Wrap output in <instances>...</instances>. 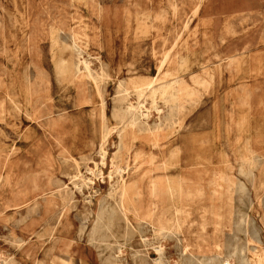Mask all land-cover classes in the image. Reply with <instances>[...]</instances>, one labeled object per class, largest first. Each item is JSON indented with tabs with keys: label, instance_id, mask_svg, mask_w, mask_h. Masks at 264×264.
Wrapping results in <instances>:
<instances>
[{
	"label": "rangeland",
	"instance_id": "374dc122",
	"mask_svg": "<svg viewBox=\"0 0 264 264\" xmlns=\"http://www.w3.org/2000/svg\"><path fill=\"white\" fill-rule=\"evenodd\" d=\"M201 2L197 14L191 16V21L188 22L190 24H187V27L184 28V21L186 17L192 14V8L197 0H195V3L194 0H0V87L12 95L19 106L16 109L9 104L0 109V148H10L13 145L19 146L21 136L24 134L31 135L32 144L34 145L29 153L15 154L11 157V162L17 167L16 187L12 188V195L7 196L6 203L8 202L7 204L10 206L17 204V206L9 208L0 216L2 219L0 233L5 236L6 240H12L13 238L12 234L8 232L9 229L22 231L31 221L39 220L41 211L45 207V203L40 205L39 209L41 211L37 210L39 215L37 211L30 212L28 210V203L30 204L31 201L29 189L31 188L32 173L39 170L29 166L28 162H32L37 156L52 155L58 168L55 177L60 179L58 185L62 184L61 188L72 187L71 180L74 179L73 175L78 171H81L84 176H88L85 171V159L90 151L88 144L91 138L90 134L102 122L92 110V103H90L91 105H81L83 99L99 101V98L95 93L97 92L96 85L78 79V73L75 72L76 67L74 68L73 65V56H78V53L75 54L77 49H74L73 42L76 45L80 43L78 49L83 56L87 55L86 52L91 54L99 88L110 107L106 124L112 127L118 124V121L113 119L110 114L112 105L116 104L112 102L113 94L116 91V83L115 81L111 83L108 77L103 79L96 53L102 48V52L110 62V66L108 65L105 70L111 77L121 78L122 74L130 68H136V72L149 75L156 68L159 52L164 47L163 43L173 41L179 33V35L181 34L179 44L186 41L190 47L193 46V52L197 56L203 48L204 37L208 49L214 53L225 56L226 54L245 52L238 56L241 59V72H239L241 80L237 78L238 71L236 69L228 70V65L223 63L220 68L218 64L210 65V71L214 78L208 89L197 86L192 80L188 79L187 81L188 86H191L190 88L197 94V99L194 100L195 102L190 103L185 111L182 128L177 133V144L182 142L185 137L204 140L203 154L209 159L208 162L211 161V164L209 162L211 172L204 178L206 187L202 191V195L188 201L184 211L177 213L178 218L182 221V227L180 229L174 228L173 237L171 238V235L163 240L165 255L163 254L164 258L161 264H200L202 262V264H222L225 261V264H247L246 260H250L252 264H255L251 259L253 256L254 258L264 256V177H262L264 175V0H202ZM173 4L175 5L174 8ZM157 15L162 18L158 19ZM160 20L163 22H158ZM140 28L142 31H140ZM73 33L74 37L80 38H82L83 33H86L90 38L89 49L84 48L81 39H74L72 37ZM164 37H166L165 40ZM221 38L222 40H220ZM94 53L96 55L95 59L93 57ZM184 53L185 51L182 52L183 55L186 54ZM258 54L259 56H257ZM194 71L198 73L197 68ZM100 77L102 78L100 79ZM58 80L63 81L65 85L68 84L67 87L58 86ZM46 81L51 89L52 102L55 105L69 101L73 97V99L75 98L74 101L77 102V107L68 108V113L61 112L62 115L58 117L52 102H44V97L41 96L46 89ZM25 83L35 85L33 87L35 95L32 100L34 101L33 109L31 110L27 108V104L19 95L18 88ZM79 90L83 92L78 93ZM106 91H108V95ZM77 93L78 95H76ZM2 100L3 97L0 93V103H2ZM130 100L135 101L134 97H131ZM217 101H223L220 106L221 115L214 109ZM241 107H246L249 110L251 136L246 137V134H244L242 145L237 147L233 145L236 138L235 132L232 129L227 130V120L232 109L236 110ZM34 110L43 114L39 125H37V121L28 120L27 118L26 113ZM46 113H49L48 116H46ZM55 119H59L60 126L56 129L49 128L51 122ZM5 122L7 123L5 124ZM113 135L115 134L113 133ZM114 138H111V140L117 141ZM166 146L167 144H165ZM127 147L129 148L128 152L120 149L116 150V148L111 150V153L116 151L117 156L120 157L117 166H122L126 162L127 164L130 163L131 168L128 175L125 176L126 180L128 182L135 180L134 182H140L141 185L146 186L148 179L143 176L142 170L135 167L133 158L138 152H150L151 150L143 144L131 143L129 140H127ZM249 154L256 156L252 172L250 167L245 164V158H240ZM126 157L128 160L124 159ZM3 172L5 173V169L0 168V173ZM218 173L223 174V177L230 181L227 182L223 179L219 182L215 180L214 177L218 176ZM120 177V175L113 173L110 180L104 179L102 181V179H99L95 181L91 188H83L81 192L74 191L67 212L62 219L60 218V222L56 223V237L53 239L46 237L44 239L40 249H38L39 256H42L44 250L54 241L70 242V250H75L82 245H90L91 238L94 235L98 247V250H95L103 257H111L110 255L114 253V248L119 242L123 245L121 256L127 258L130 263L135 253L136 256L141 255V257L144 256L147 259L143 260L144 264H158L153 262L158 257L157 253L150 250V246H145L140 239V235L143 234L151 240L153 238L152 231L146 229L143 231L144 233H138L136 230L131 229L125 237L124 231L128 227L121 219L115 205V200L118 199L119 184L122 181ZM39 186V189L44 187L43 181L39 182ZM23 200L29 202L25 203ZM100 200H102V203ZM147 203L148 195L142 194L138 200L139 206L141 205L140 207L143 209L147 206ZM59 208V204L53 203L45 211L44 219L47 224L56 221ZM108 210L110 213H107ZM172 212L169 211L168 214L171 219L175 218L176 215L175 212ZM104 213L106 214L105 217L111 214L115 218V220L110 219L112 223L109 220L111 224L107 225L108 228L100 225L99 222ZM130 219L131 223L136 226L135 216L131 215ZM98 223L99 225L96 226ZM82 227L84 230H82ZM78 230L79 232H77ZM101 234L104 236H101ZM241 243L245 246L241 247ZM107 245L109 246L108 249ZM182 246L183 249L181 250ZM251 247L254 248V252ZM147 249L149 255L145 254ZM182 251L184 254L181 253ZM54 254L60 256L61 253L56 249ZM108 254L110 255L108 256ZM210 254L216 258H210L212 257ZM202 255H204L203 260L201 259ZM81 263L92 264L88 246L83 249Z\"/></svg>",
	"mask_w": 264,
	"mask_h": 264
},
{
	"label": "bare ground",
	"instance_id": "6f19581e",
	"mask_svg": "<svg viewBox=\"0 0 264 264\" xmlns=\"http://www.w3.org/2000/svg\"><path fill=\"white\" fill-rule=\"evenodd\" d=\"M201 1L202 0H197V3L192 8V14L190 16L186 17V20L184 21V28H186L188 22L191 21V16L197 14V11L201 7V3H202ZM194 3H195V0H194ZM174 7H175V5L173 4V8ZM184 12H185V10H184ZM157 16H158L157 17L158 19L162 18V17H160V15H157ZM227 20H228V18H227ZM158 22L162 23L163 21L160 20ZM224 25H221V26H224ZM227 26H226V28H227ZM196 29H197V27H196ZM204 29H206V28L204 27ZM143 30H144V28H143ZM140 31H142L141 28H140ZM195 32H197V31H195ZM239 34H240V32H239ZM74 36L75 35L73 33L72 37H74ZM81 36H82V38L74 37V39H76V38L81 39L83 44H84V48L89 49L90 38L87 36L86 33L85 34L83 33ZM180 36H181V34L179 35V33H177V35L173 39V41L163 43L164 47L159 52V58L157 61L156 68L149 75H144L140 72H136L135 71V70H137L136 68H130L126 72H124L125 75L122 74L123 76L121 78L111 77V75L107 72V70H105V68L108 67V65L110 66V62H109L107 56L102 52V50H101L102 48L99 49L98 53H96L97 58H99V62H100L99 66L101 68V72L103 73V76H102L103 79H104V77L105 78L108 77L111 83L113 81H115V83H116V86H115L116 91L112 97V102H114L116 104L112 105V107H111L112 109L110 111L111 112L110 114H111L113 119L118 121V124L116 126H112V127L108 126L106 124L107 113H108V109L110 107L108 106V102L104 98V94H102V91L99 88L97 74L95 72V69L93 68V62L91 61V54H90V52H86L87 55L83 56L81 51L78 49V46L80 43L78 45H76L75 42H73L74 43L73 44L74 49L75 50L77 49L76 51L74 50L76 52L75 54L78 53L77 54L78 56H76V55L73 56V65H74V68L76 67L75 72L78 73V74L76 73L78 75V79H80V81L90 82V83H92V85L93 84L96 85V89H97L96 91L97 92H95V93H97V97L99 98V101H93L91 99H83L81 101V105H87V104L91 105L90 103H92V107H93L92 110L95 112V114H97L99 116V118L101 119V122H102L100 124V126L96 130H94L92 134H90L91 138H90V141L88 142V144L90 146V151H89V154L87 155V157L85 159V161H86L85 171L88 173V176L87 175L84 176V174H82L81 171H78L75 175H73L74 179L71 180L72 187L61 188L62 184L60 186L58 185V183L60 182V179H57V177H55V174L57 173L58 168H57V165L55 162V158L52 155H50V154L45 155V157L43 155L37 156L35 158V160H33L32 162H28L29 166H31L33 168H37L39 170L33 171V173H32V179H31V183H30L31 188L29 189L30 195H31L30 204L28 203L29 201L27 202V200H25V201L23 200V201L25 203L26 202L28 203V205H29L28 210H30V212H32V211L36 212L39 209L40 205H42L43 203H45V207H44L43 211H41L39 209L41 211V216L39 217V220L31 221L27 226L24 227V229H22V231L21 230L17 231L15 229H9L8 228L9 229L8 232L10 234H12V236H13L12 240H6L5 236L0 233V264H82L81 261H82V257H83V249L85 248V246H88V249L90 251L92 264H144L143 260H145L146 258H144V256L141 257V255L136 256L135 253H134L133 257L131 256L132 257L131 263L127 260V258L122 257L121 253H122L123 245L120 244L119 242H117V246L114 248V250H115L114 253L112 255L108 254V256L110 255L111 257H105V256L103 257L102 254L100 255V253L95 250V249L98 250V247L95 243L94 235L91 238L90 245H82L80 248H77L75 250H70V242L54 241L53 244H49L47 249L44 250L42 256H39V254H38V249H40V247H41V245L44 242V239L46 237L51 238V239L56 237L55 236V233L57 232V228H56L57 224L56 223H58V221L60 222V220L64 217L65 213L67 212L68 205L70 204V201H72V199H73V192L76 190L81 192L83 190V188H85V189L91 188V186L94 185L95 181L99 180V179H102V181L104 179L110 180L111 175L113 173L114 174L116 173L118 176L120 175L121 176L120 178L122 180L119 184L120 186H119V192H118V199L115 200V203H116L115 205L117 207L116 210L119 213L121 219L123 220V222L128 227V229H125V231H124L125 237H127L128 233L131 229H133L134 231L136 230L138 233H144L143 231L146 229L152 231V237L153 238L151 240L147 239L143 234L140 235V239L145 246L146 245L150 246V250L157 253L158 257L155 260H153V262L158 263V264H161L163 262V258H164L163 257L164 247L162 244L163 240L168 238L172 234H174L173 233L174 228L180 229L182 227V221L178 218L177 213H182L184 211L186 203L188 201H190L191 199H194V198H198L202 195V191L206 187L205 183H204V180H205L204 178L207 174H209L211 172L210 166H209V162L211 164V161L208 162L209 159H207L203 154L204 140H200V139H197L195 137H188V138L185 137V138H183L182 142H179L177 144V141H178L177 140V133L182 128V125H183L182 120H183V116L185 114V111H186L188 105L197 99V94L195 93V91L192 88H190L191 86L190 87L188 86L187 81H188V79L192 80V82H194L197 86L208 89V87H210L212 85V81L214 78V75H212V73L210 71V65L211 64H218V66L220 68L221 64H223V63H226V65H228V70L229 69H232V70L236 69L238 71V76L237 75L236 76H237V78H240L239 72H241V59L238 56H240L242 53L245 52V51H241V52H237V53L226 54L225 56L214 53L208 49L209 47H208V44L206 43V39L204 37L203 38L204 41L202 43L203 48H202L199 56H197V54L195 55L193 52V49H192L193 46L190 47V45L186 41L179 44V41L181 38ZM140 37H141V35H140ZM83 38H85V39L83 40ZM165 38L166 37H164V40H165ZM185 39H187V38L185 37ZM220 40H222V38ZM260 43H262V42H260ZM70 48H72V47H70ZM184 51L186 53V54L184 53L185 55L182 54V52H184ZM154 53L156 54L157 52H154ZM96 55H95V53L93 54L94 59L96 58ZM257 56H259V54ZM69 58H70V55H69ZM68 68H69V66H68ZM195 68L198 69V73H196V71H194ZM255 69H257V68H255ZM229 73H230V71H229ZM43 75H44V73H43ZM64 75H65V73H64ZM102 77H100V79ZM244 77H242V78H244ZM240 80H241V78H240ZM100 82H102V81H100ZM38 84H39V82H38ZM45 85H46V89L43 92V95H41L42 97H44L43 101L44 102H52L51 89L49 88L47 81H46ZM67 85H65L63 83V81L58 80V86L67 87ZM84 85H85V83H84ZM34 86L31 84L25 83V84H22L18 88L19 95L24 100V103L27 104L26 105V106H28L27 108H29L30 110L33 109L32 105H33L34 101H32V100H33V97L35 96L34 95V88H33ZM85 88H86V86H85ZM80 91H82V90H79L78 93H80ZM35 92H37V91L35 90ZM107 92L108 91H106V94H107ZM0 93L2 94V97H3L2 103H0V109L4 108V105L8 106L9 104H10V106L15 107L16 109L19 108V106L15 102L13 96L8 94V92L5 89L3 90L0 87ZM78 93L76 95H78ZM39 94H37V95H39ZM19 95H17V96H19ZM14 97H16V96H14ZM131 97H134L135 101L133 100V102H132L130 100ZM74 99L72 97L71 100L60 102V103H57L56 105L52 102L54 108L56 109V111L58 113V117H60L62 115L61 112H67L68 108L77 107V105H76L77 102H75ZM243 99H246V98H243ZM223 101H224V99H223ZM94 102H96L97 105ZM222 102L217 101L216 105H214V109L216 110V112H219V114H220V106H221ZM21 104H22V102H21ZM21 106H23V105H21ZM39 106H40V103H39ZM242 106H243V104H242ZM84 107H87V106H84ZM22 108H20V109H22ZM5 112H6V109H5ZM212 112H214V111H212ZM225 112H226V110H225ZM80 113H81V111H80ZM48 114L49 113H46V116H48ZM8 115H9V113H8ZM26 115H27L28 120L30 119V120L37 121V125L40 124V119L43 116V114L40 111H35V110L26 113ZM50 115H51V113H50ZM215 116L217 117V115H215ZM214 120H215V118H214ZM217 122H218V120H217ZM6 123L7 122H5V124ZM227 125H228L227 130L232 129L235 132L236 138L234 140L233 145L240 147L242 145V140H243L242 136L244 134H246L245 135L246 137L251 136L250 113H249L248 108L241 107V108H238L236 110L232 109L231 113L229 114L228 120H227ZM59 126H60L59 119H55L51 122V126L49 128L56 129ZM113 133L115 135H113ZM208 134H210V133H208ZM17 137H18V135H17ZM111 138H114V140H117V141H113V140H111ZM127 140H129L131 143L138 142L139 144H143L144 146H146L147 148H149L151 150L150 152H142L140 150L141 152L136 153L134 155V158H133V162L135 163V167L137 169L142 170L143 176L148 179L146 186L141 185L140 182H134L135 180H133V182H128L126 180L127 178L125 176L128 175V172L131 168L130 163L127 164V162H126L122 166H117L118 159H120V157L117 156L116 151H114V153H111V150L114 148H116V150L120 149L122 151L128 152L129 148L127 147ZM165 144H167L166 147H165ZM33 147H34V145L32 144L31 135L24 134L21 136V141H20L19 146L13 145L10 148H5V149L0 148V168L5 169V173L4 172L0 173V216L3 215L9 208H11V207L15 208V206H17V204L10 206L9 204H7L8 202L6 203L7 196L9 194L12 195V188L14 186L16 187L15 177H16L17 167H16V165H14L11 162V157L15 154L29 153L30 150L33 149ZM38 153H39V151H38ZM250 153H254V152L252 151ZM25 155H27V154H25ZM255 157L252 154H249L245 157H240L242 159L245 158V161H246L245 164H247L250 167L251 172H252V167L254 164ZM208 158H209V156H208ZM124 159L126 160L127 157ZM64 160H66V159H64ZM213 176H215V175L213 174ZM247 177H249V176H247ZM258 177H259V175H258ZM262 177H264V175H262ZM24 179H26V178H24ZM214 179L218 180V181L223 180V179H225L227 182L230 181L229 179L224 178L223 174H221V173H218V176L214 177ZM40 181H43V184H44V187L41 189H39V187H40L39 182ZM211 183H212V181H211ZM218 189H219V187H218ZM111 191H113V190H111ZM244 192H246V191H244ZM107 193H110V192H107ZM113 193H114V191H113ZM21 194H23V193H21ZM142 194L148 195L147 206H145L143 209L140 207L141 205L139 206V204H138L139 197ZM15 195H17V194H15ZM11 197H13V196H11ZM14 198H15V196H14ZM8 199H9V197H8ZM13 200H15V199H13ZM16 200H18V199H16ZM100 201L102 203V200H100ZM53 203L59 204L60 208H59L58 213L56 214V219H55L56 221L53 223L47 224L46 220L44 219L45 218L44 217L45 211L48 210L50 208V205H52ZM18 207H20V206H18ZM112 210H113V208H112ZM169 211H171V212L173 211L176 213L175 218H173V219L170 218V216L168 215ZM226 211H228V210H226ZM98 212H100V211H98ZM37 213H38V211H37ZM101 213H102V211H101ZM107 213H110V211ZM53 214H54V212H53ZM89 214H91V213H89ZM98 214L100 215V213H98ZM226 214H227V212H226ZM38 215H39V213H38ZM105 215L106 214L104 213L103 217L101 216V219L99 221L100 225L107 226L110 223V221L112 223V220H110V219H112L113 216L111 214H108L105 217ZM131 215L135 216L134 222H135L136 226L133 225V223H131V219H130ZM51 216H52V214H51ZM97 217H99V216H97ZM214 218H215V216H214ZM113 219L115 220V218H113ZM121 219H120V221H121ZM1 221H2V219L0 217V223H1ZM244 221H245V218H244ZM42 222H44V223L42 224ZM94 222H96V221H94ZM23 223H25V222H23ZM84 225H86V224H84ZM98 225H99V223L96 226H98ZM220 226H221V224H220ZM106 228H108V226ZM106 228H105V230H106ZM6 229H7V227H6ZM101 229H103V228H101ZM79 230L77 232H79ZM82 230H84L83 227H82ZM105 230H104V232H105ZM110 230H111V226H110ZM235 231H236V229H235ZM246 231H247V229H246ZM104 232H103V234H104ZM109 232H111V231H109ZM179 232L182 233L181 231H179ZM145 233H147V232H145ZM79 235H80V233H79ZM98 236H100V235H98ZM101 236H104V235L101 234ZM106 236H108V235H106ZM172 237H173V235L171 236V238ZM178 239H180V238H178ZM202 239H203V237H202ZM252 239H253V237H252ZM106 242H108V241L106 240ZM248 242H249V240H248ZM180 243H182V242L180 241ZM215 245H217V244L215 243ZM240 245H241V247L245 246V245L243 246L242 243ZM250 245H251V243H250ZM205 246H206V244H205ZM108 247L109 246L107 245V249H108ZM56 249L61 253V254H59L60 256L54 254V250H56ZM182 249H183V246H182L181 250ZM231 249H233V248H231ZM253 249L254 248L251 247L252 251H253ZM188 250H189V247H188ZM240 250H241V248H240ZM148 251L149 250L147 249L145 252L146 255H149ZM181 253H183V251ZM235 253H236V251H235ZM217 254H214V255H217ZM197 255H200V254H197ZM252 255H255V254H252ZM203 256L204 255L201 256V259ZM183 257H184V255H183ZM214 257L212 256L210 258L213 259ZM250 257H249V259H250ZM242 258H243V255H242ZM253 258H254V256H253ZM253 258H251V259H252V261H254L255 264H264V256H262V258L256 257V258H254V260H253ZM235 260H233V261H235ZM196 261H198V260H196ZM220 261H221V258H220ZM222 261H223V259H222ZM242 261H243V259H242ZM246 262H247V264H252V262H250V260H248V261L246 260ZM202 263H200V264H202ZM223 263L225 264L226 261ZM219 264H221V263H219Z\"/></svg>",
	"mask_w": 264,
	"mask_h": 264
}]
</instances>
